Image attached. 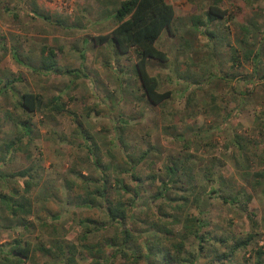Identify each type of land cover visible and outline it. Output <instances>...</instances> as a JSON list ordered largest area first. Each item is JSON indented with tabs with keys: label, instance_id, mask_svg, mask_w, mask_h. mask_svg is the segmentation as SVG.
<instances>
[{
	"label": "rangeland",
	"instance_id": "1",
	"mask_svg": "<svg viewBox=\"0 0 264 264\" xmlns=\"http://www.w3.org/2000/svg\"><path fill=\"white\" fill-rule=\"evenodd\" d=\"M121 1L0 0V88L14 81L0 95V143L16 141L24 122L33 130L19 152L0 155V247L8 251L16 240L27 242L31 254L26 264H66L63 255L52 259L37 248L70 245L76 248L77 264H92L82 247L84 236L107 219L102 210L83 208L79 199L100 185L102 171L93 162L99 159L108 167L113 200L121 194L131 197L117 190V179L130 193L142 186L146 195L137 206L138 218L155 192L147 176L164 177L165 166L180 161L192 172L176 194L188 196L194 189L200 200L191 196L187 203H173L185 204L184 210L167 220L199 218L209 239L231 242L254 233L249 251L238 252L232 264H255L254 252L264 251V178L256 184V173L264 172V0H219L229 14L211 23L206 14L214 0H179L175 36L166 33L156 44L168 62H148L159 91L173 93L159 107L144 96L135 52L121 55L113 42L94 41L117 27L114 15ZM194 18L204 26H194ZM43 47L56 50V72L42 70ZM67 71L75 72L64 75ZM26 92L40 93L47 101L59 96L72 114H29L20 103ZM146 152L133 172L132 162ZM31 166L36 184L26 192V180L12 175ZM133 174L142 181L136 182ZM211 190L238 202L209 198ZM4 196L28 200L27 222L8 213ZM171 228L183 231L180 225ZM118 229L91 231L88 243L100 246ZM150 235L144 234L141 244ZM209 244L207 253L200 254L198 242H188L198 264H214L218 248ZM125 263L119 259L112 264Z\"/></svg>",
	"mask_w": 264,
	"mask_h": 264
},
{
	"label": "trees",
	"instance_id": "2",
	"mask_svg": "<svg viewBox=\"0 0 264 264\" xmlns=\"http://www.w3.org/2000/svg\"><path fill=\"white\" fill-rule=\"evenodd\" d=\"M229 12L220 7V1L214 0L213 5L209 7L206 14L208 22L214 19L224 21ZM44 20H49L47 16H42ZM117 27L107 35L97 37L94 41L96 45H105L113 42L116 51L121 55H127L130 51H134L138 60L136 70L138 78L141 82L142 90L147 101L154 106H163L173 97L171 91H159L158 80L151 76L148 70L149 60H155L160 63L168 62V57L160 51L156 44L164 34L175 36L174 23L176 19L174 8L167 0H122L120 7L114 15ZM193 25L204 26L199 18H194ZM244 30L245 28L242 27ZM60 50V49H58ZM57 50V51H58ZM17 58V54H16ZM236 61V58H234ZM41 68L46 73L56 72V50L48 47L42 48ZM75 71H67L64 75L72 76ZM264 81V73L262 76ZM14 83V81L9 82ZM9 83L4 88H0V95L9 89ZM21 107L29 114H42L45 112L62 114H72L68 109V105L62 102L61 97H54L50 101L40 93L26 92L22 95ZM80 123V122H78ZM32 124L24 122L21 124V133L16 137V141H11L4 145L0 143V155L7 156L17 153L21 150L26 139H30L33 135ZM88 141L93 138L86 135ZM90 155L94 154V148L88 147ZM4 152V153H2ZM144 153L137 161L132 162V171L135 172L148 155ZM96 169L102 171V177L97 180L100 183L94 190H87L84 195H79L81 206L87 210H102L106 216V221L99 223L100 226L94 227L93 230H87L84 236V251L91 257L92 264H112L116 260H125V264H198V254L187 248L188 242L196 240L198 242V253L203 254L207 250V245L217 247V253L214 254V264H222L227 261L232 264L238 252H248L256 238V234L250 233L245 239L226 238H208L202 234L205 222L199 218L187 216L183 220L177 219L169 222L167 219H174V213L183 211V205L174 204L178 202L187 203L190 197L199 201V197H195L194 189L188 196H180L175 190L180 188L183 183V177H188L187 173L192 172V168L185 167L180 161H172L165 166V176L152 174L147 176V181L153 187L155 192L149 197L150 203L142 217L137 218L136 209L141 199L146 195L142 190V186H137L130 193L126 186H121L120 181L116 180L117 190L123 189L131 195L127 200L125 194H121L120 198L113 200L110 197L112 183L106 178L105 167L101 160L96 159L93 162ZM33 167H28L22 171L12 175V178L25 179V191L29 192L36 184L33 177ZM6 179L8 178L5 176ZM136 182H141L142 178L132 175ZM264 178V172L256 173V184H260V180ZM191 184V183H190ZM192 186V184H191ZM184 191V190H183ZM187 192V191H186ZM209 198L222 199L225 204L235 205L237 198L220 194L216 190H211L208 194ZM4 200V201H3ZM2 204L6 206L8 213L12 217L27 222V216L31 211L26 198L15 200L14 196H4ZM252 200L251 196L247 197V201ZM174 212V213H173ZM141 216V215H140ZM58 220V217H56ZM96 223V221H95ZM180 225L182 232L176 233L171 227ZM148 226L142 228L143 226ZM117 226L118 231L111 237L107 238L100 246H93L88 243L87 233L91 231L106 230L110 227ZM141 226L138 233L135 227ZM151 234L147 241L141 244V238L144 234ZM138 234V236H136ZM177 240V241H176ZM217 245V246H216ZM0 247V264H26L30 260L31 244L14 241L10 245L9 250ZM56 249L57 251H55ZM75 246L57 244L52 248H46L41 245L37 248L42 254L57 259L60 255L64 256L66 264H77L75 258ZM66 250V251H65ZM207 253V252H206ZM256 257L255 264H264V251L259 249L254 252Z\"/></svg>",
	"mask_w": 264,
	"mask_h": 264
},
{
	"label": "crops",
	"instance_id": "3",
	"mask_svg": "<svg viewBox=\"0 0 264 264\" xmlns=\"http://www.w3.org/2000/svg\"><path fill=\"white\" fill-rule=\"evenodd\" d=\"M176 1H177V3H176ZM172 0L171 1V3H169V4H171L172 6H173V8H174V11H175V15H176V19H177V7L175 6V5H178V3H179V0ZM223 9V8H222ZM226 10V9H225ZM228 11V10H227ZM37 15H39V17L41 16H43V15H40V14H37ZM46 16V15H45ZM48 17V16H47ZM49 18V17H48ZM42 19H43V17H42ZM176 19H175V21H176ZM45 21H47V20H45ZM44 41H46V40H44Z\"/></svg>",
	"mask_w": 264,
	"mask_h": 264
}]
</instances>
